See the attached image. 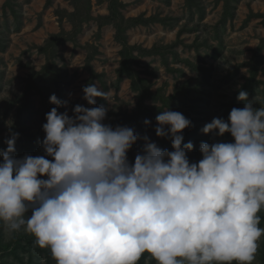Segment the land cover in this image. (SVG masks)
Listing matches in <instances>:
<instances>
[{
	"label": "clouds",
	"instance_id": "clouds-1",
	"mask_svg": "<svg viewBox=\"0 0 264 264\" xmlns=\"http://www.w3.org/2000/svg\"><path fill=\"white\" fill-rule=\"evenodd\" d=\"M82 92L92 107L78 104L71 116L50 95L43 155L18 158L9 124L0 149V220L9 230L25 225L56 264H137L146 252L157 264H252L264 234V107L240 90L244 107L201 129L232 142H201L193 162V143H182L193 125L181 112L156 115V137L171 141L162 149L132 127L104 123L108 108L94 105L107 94L96 83Z\"/></svg>",
	"mask_w": 264,
	"mask_h": 264
},
{
	"label": "rangeland",
	"instance_id": "rangeland-1",
	"mask_svg": "<svg viewBox=\"0 0 264 264\" xmlns=\"http://www.w3.org/2000/svg\"><path fill=\"white\" fill-rule=\"evenodd\" d=\"M90 83L107 94L94 105L108 108L104 123L132 127L162 149L171 141L156 137V115L181 112L193 125L182 143H193L187 155L199 161L201 142H232L201 129L243 108L240 90L264 107V0H0V149L10 124L18 158L43 155L50 95L71 116L78 104L92 107L82 98ZM257 215L264 229V206ZM256 243L252 264H264V234ZM0 264L56 261L25 225L9 230L0 220ZM137 264L157 261L146 252Z\"/></svg>",
	"mask_w": 264,
	"mask_h": 264
}]
</instances>
